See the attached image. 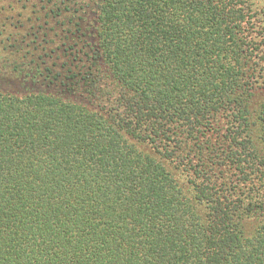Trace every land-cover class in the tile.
Returning <instances> with one entry per match:
<instances>
[{
  "label": "trees",
  "instance_id": "obj_1",
  "mask_svg": "<svg viewBox=\"0 0 264 264\" xmlns=\"http://www.w3.org/2000/svg\"><path fill=\"white\" fill-rule=\"evenodd\" d=\"M96 2L62 73L0 41V264H264V0Z\"/></svg>",
  "mask_w": 264,
  "mask_h": 264
},
{
  "label": "rangeland",
  "instance_id": "obj_2",
  "mask_svg": "<svg viewBox=\"0 0 264 264\" xmlns=\"http://www.w3.org/2000/svg\"><path fill=\"white\" fill-rule=\"evenodd\" d=\"M59 1L0 0V31L5 30L0 33V41L5 39L3 45L7 48V45L11 44L7 37H22L27 33L39 36V40H42L46 45H44L45 50L36 55L44 56L43 58L51 64L56 63V69L62 73L66 71L67 67L74 68L76 66V62L72 61L74 55L84 58L83 54L95 44L94 28L97 2L96 0H85L79 4L81 10L74 13V18L64 13L57 15L52 13L57 12L60 6ZM68 5L69 3L65 4L67 7ZM30 39H33V36ZM3 45L0 43V48ZM7 49L10 50V48ZM77 51L80 52L79 55H77ZM3 59L1 56L0 65L4 63ZM5 61H10V59L5 58ZM19 82V80L0 79V87H12L11 89L25 87V84ZM30 87L35 89L37 86ZM52 91L56 93L59 88L55 87Z\"/></svg>",
  "mask_w": 264,
  "mask_h": 264
},
{
  "label": "flooded vegetation",
  "instance_id": "obj_3",
  "mask_svg": "<svg viewBox=\"0 0 264 264\" xmlns=\"http://www.w3.org/2000/svg\"><path fill=\"white\" fill-rule=\"evenodd\" d=\"M6 59H9V57H6ZM20 84H25L26 85V83H24V82H22V81H20L19 82ZM31 84V83H30ZM30 86H32V85H30Z\"/></svg>",
  "mask_w": 264,
  "mask_h": 264
}]
</instances>
